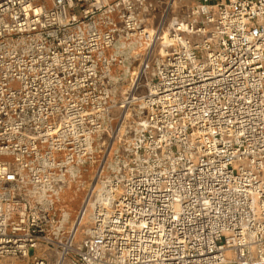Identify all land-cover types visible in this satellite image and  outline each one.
Masks as SVG:
<instances>
[{
    "label": "built area",
    "instance_id": "built-area-1",
    "mask_svg": "<svg viewBox=\"0 0 264 264\" xmlns=\"http://www.w3.org/2000/svg\"><path fill=\"white\" fill-rule=\"evenodd\" d=\"M3 258L264 264V0H0Z\"/></svg>",
    "mask_w": 264,
    "mask_h": 264
},
{
    "label": "rangeland",
    "instance_id": "rangeland-1",
    "mask_svg": "<svg viewBox=\"0 0 264 264\" xmlns=\"http://www.w3.org/2000/svg\"><path fill=\"white\" fill-rule=\"evenodd\" d=\"M185 1L188 2V3H190V2H195L197 0H185ZM135 67H136V65H135ZM129 81H130V77H128V78L125 77L124 78V82L121 84V87H120L121 95L127 90ZM144 93H145V90L143 89V90H141L139 92V95L141 96ZM115 114H117V111H116ZM93 172H94V168L91 167L89 169V172L86 173L83 176V179L81 181L83 183H86L85 184L86 186H85V188L82 189L81 192H77L76 193V189L78 188V185H79L78 183H77L75 189L72 188L71 190L70 189L68 190V192H70V193L67 196V206H66L65 209L66 210H70L72 212V218H75L76 217V214H77V212H78V210H79V208H80V206L82 204V200L84 199V196H85V191L84 190L87 188V186H88V184H89V182H90V180L92 178ZM58 209L59 210L62 209L61 204L59 205ZM82 235H83V233H82ZM7 262L9 264H32V262L29 261L28 259L27 260L13 259V258H9V259L8 258L7 259H4L3 258V259H0V264H8Z\"/></svg>",
    "mask_w": 264,
    "mask_h": 264
},
{
    "label": "bare ground",
    "instance_id": "bare-ground-1",
    "mask_svg": "<svg viewBox=\"0 0 264 264\" xmlns=\"http://www.w3.org/2000/svg\"><path fill=\"white\" fill-rule=\"evenodd\" d=\"M140 49H137L136 50V52L137 53H139L140 51H139ZM132 75H134V71L133 70H130V69H126V71H125V76L126 77H130V76H132ZM125 86V85H124ZM79 185V189H83V187H85V183H78ZM69 193L70 192H66L65 193V195L62 197V199H61V206H62V209L64 210L65 208H66V206H67V196L69 195ZM66 213H67V215H69V216H72V212L70 211V210H66ZM8 263V262H7ZM9 264V263H8Z\"/></svg>",
    "mask_w": 264,
    "mask_h": 264
}]
</instances>
